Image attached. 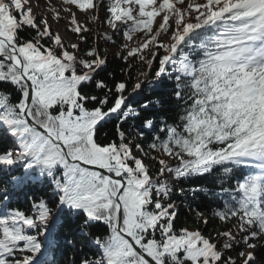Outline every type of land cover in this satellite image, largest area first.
Here are the masks:
<instances>
[{"label":"snow or ice","instance_id":"snow-or-ice-1","mask_svg":"<svg viewBox=\"0 0 264 264\" xmlns=\"http://www.w3.org/2000/svg\"><path fill=\"white\" fill-rule=\"evenodd\" d=\"M0 264H264V0H0Z\"/></svg>","mask_w":264,"mask_h":264},{"label":"trees","instance_id":"trees-1","mask_svg":"<svg viewBox=\"0 0 264 264\" xmlns=\"http://www.w3.org/2000/svg\"><path fill=\"white\" fill-rule=\"evenodd\" d=\"M114 67H115L114 64H110L109 65V70H112ZM186 187H187V185H186ZM189 199H191V197H189ZM181 207L183 208V204H181ZM185 212H186V209H185ZM181 223H189L190 224V221H187L186 216H182ZM212 230H213V226H210L208 231L211 232Z\"/></svg>","mask_w":264,"mask_h":264},{"label":"rangeland","instance_id":"rangeland-1","mask_svg":"<svg viewBox=\"0 0 264 264\" xmlns=\"http://www.w3.org/2000/svg\"><path fill=\"white\" fill-rule=\"evenodd\" d=\"M63 26H64V21L61 22L60 27L63 28Z\"/></svg>","mask_w":264,"mask_h":264}]
</instances>
